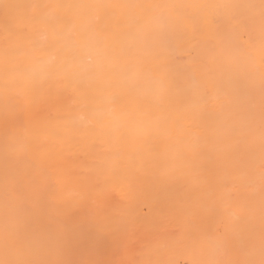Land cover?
Listing matches in <instances>:
<instances>
[{
    "label": "snow or ice",
    "instance_id": "obj_1",
    "mask_svg": "<svg viewBox=\"0 0 264 264\" xmlns=\"http://www.w3.org/2000/svg\"><path fill=\"white\" fill-rule=\"evenodd\" d=\"M0 6V264H264V0Z\"/></svg>",
    "mask_w": 264,
    "mask_h": 264
},
{
    "label": "bare ground",
    "instance_id": "obj_2",
    "mask_svg": "<svg viewBox=\"0 0 264 264\" xmlns=\"http://www.w3.org/2000/svg\"><path fill=\"white\" fill-rule=\"evenodd\" d=\"M7 2L9 4H13V5H22V4H25V3H33V2H46V3H56L58 2V0H7ZM6 9L2 6H0V21H2L5 17V14H6ZM19 12L21 14H23L24 10L23 9H19ZM65 15H72L73 13L71 11H67L65 13H63ZM44 111H47V109H44ZM109 258H112V259H119V254H116V255H110Z\"/></svg>",
    "mask_w": 264,
    "mask_h": 264
}]
</instances>
